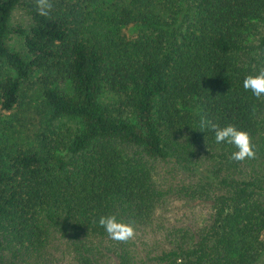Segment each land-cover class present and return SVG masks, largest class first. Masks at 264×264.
Segmentation results:
<instances>
[{
  "label": "trees",
  "instance_id": "trees-1",
  "mask_svg": "<svg viewBox=\"0 0 264 264\" xmlns=\"http://www.w3.org/2000/svg\"><path fill=\"white\" fill-rule=\"evenodd\" d=\"M48 2L0 0V264H264V99L242 87L264 69V0ZM201 115L255 157L233 161ZM106 214L133 237L112 240Z\"/></svg>",
  "mask_w": 264,
  "mask_h": 264
},
{
  "label": "clouds",
  "instance_id": "clouds-1",
  "mask_svg": "<svg viewBox=\"0 0 264 264\" xmlns=\"http://www.w3.org/2000/svg\"><path fill=\"white\" fill-rule=\"evenodd\" d=\"M37 6L39 14L42 16H47L51 9L48 0H37ZM242 87L255 98L264 99V69L246 75L242 81ZM198 130L205 133L210 131L218 145L231 146V159L233 161H244L255 157V148L249 133L235 124L226 123L221 126L209 119L208 116L201 115ZM97 223L115 241H127L134 235L133 226L118 219L115 214L101 215L97 218Z\"/></svg>",
  "mask_w": 264,
  "mask_h": 264
},
{
  "label": "rangeland",
  "instance_id": "rangeland-1",
  "mask_svg": "<svg viewBox=\"0 0 264 264\" xmlns=\"http://www.w3.org/2000/svg\"><path fill=\"white\" fill-rule=\"evenodd\" d=\"M11 23L14 27L18 26H28L30 23L29 16L24 9V4L19 6L13 13V17ZM124 32L129 37H134L137 34L136 30L132 29H125ZM11 46L15 48L17 51H23V44L21 39L17 36H12V40L10 42ZM32 84L34 81H31ZM33 85L29 84L26 87V94L23 97L24 103H22L21 108L19 109L22 114H28L29 117L25 119V129H29L30 131L27 132L29 135L32 136L33 133L40 131L41 129V121H45V112L40 110L41 104L39 99L37 98V94H35L36 88H32ZM4 115V113H2ZM24 130V129H23ZM174 210L175 212H184V211H191L195 205L192 203L186 202H176L174 203Z\"/></svg>",
  "mask_w": 264,
  "mask_h": 264
}]
</instances>
